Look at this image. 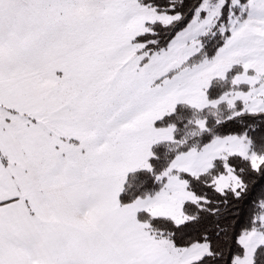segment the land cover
I'll return each instance as SVG.
<instances>
[{
	"label": "snow or ice",
	"instance_id": "snow-or-ice-1",
	"mask_svg": "<svg viewBox=\"0 0 264 264\" xmlns=\"http://www.w3.org/2000/svg\"><path fill=\"white\" fill-rule=\"evenodd\" d=\"M0 264H264V0H0Z\"/></svg>",
	"mask_w": 264,
	"mask_h": 264
}]
</instances>
